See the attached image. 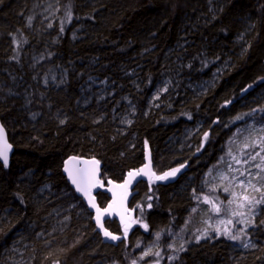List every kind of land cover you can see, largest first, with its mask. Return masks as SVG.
<instances>
[{"label": "trees", "instance_id": "trees-1", "mask_svg": "<svg viewBox=\"0 0 264 264\" xmlns=\"http://www.w3.org/2000/svg\"><path fill=\"white\" fill-rule=\"evenodd\" d=\"M45 1L0 0V85L28 86L40 113L32 119L23 97L0 96L15 148L10 167L0 161V264H12L13 254L18 264H264V204L252 229L257 247L248 252L234 250L223 235L197 242L202 224L194 210L210 168L230 150L241 155L249 132L264 128V0H60L54 30L41 37L57 42L55 56L39 68L42 74L44 65H63L64 86L35 83L27 65L42 33L31 14ZM165 76H174L177 88L151 107ZM92 77L126 87L117 100L129 95L138 108L126 128L113 119L114 101L83 103ZM21 78L28 84H17ZM212 81L203 91L188 86ZM189 129L193 145L186 148L177 138ZM148 148L157 175L181 172L141 181L130 204L133 228L125 232L108 220L121 239L105 242L64 163L98 159L107 186L139 170ZM97 195L103 207L111 200L105 190ZM72 202L69 222L56 227L54 210Z\"/></svg>", "mask_w": 264, "mask_h": 264}, {"label": "rangeland", "instance_id": "rangeland-1", "mask_svg": "<svg viewBox=\"0 0 264 264\" xmlns=\"http://www.w3.org/2000/svg\"><path fill=\"white\" fill-rule=\"evenodd\" d=\"M60 0H47L42 3L35 4L31 18L33 21L36 22V28L39 31H42L40 34V39L38 40L39 48L32 52L29 57L27 56V65L30 71L32 72V77L35 83H41L43 86L47 85H56V86H64L68 79V71L63 65H44L45 70H40V65L44 62H50L53 57L55 56V52H53V45L57 43L56 41H47L43 44L41 37L45 36V32L43 30H48V33L54 30L55 23L58 21L60 17ZM51 25V26H49ZM134 76H136L133 73ZM25 79V80H24ZM22 82V83H21ZM135 84L138 83L135 77ZM212 82H201L197 84H189L190 88L194 90L203 91L208 86L213 84ZM25 85L27 83L26 78H21L17 84ZM16 84V85H17ZM28 84V83H27ZM177 84L175 81L174 76H165L162 81L160 82L158 88L154 91L151 97L150 106L156 105V103L161 99V96L167 93L170 89H176ZM84 97L83 103L89 104L91 102H97L96 105L103 107L108 106V100L113 102L112 104V116L113 119L118 121L122 128L127 127L134 119L136 114L138 113L137 104L131 99L129 95L120 96L119 100H117L116 95L118 92L123 89L127 90L126 87H123L121 84L115 82L113 79H100V78H90L88 82L84 85ZM0 93L5 96H16V97H23L26 101V109L30 112V117L35 118L37 115V111L32 106V94L31 89L28 86H24V88L20 91L16 89H12L7 84L0 85ZM35 96V95H34ZM3 98V97H2ZM34 100V99H33ZM194 129L187 130L184 135L177 138V141L180 142L182 146H186V148L192 147L191 138L194 133ZM232 155L236 156L237 158L243 159L239 152L233 153ZM264 155V154H263ZM228 163H232V167L235 169L237 167H241V165H237L234 161H232L231 156H227L225 158L220 159V165L216 168H210L208 173L205 176L204 183L200 189L203 190L204 196L199 199L197 207L194 209L200 217V223L202 226L197 228L196 234L201 236L204 231H207L208 236H217L216 232L213 230L216 227H220L223 229L224 227H228L234 233L240 231L241 238L239 240L233 241L232 247L234 250H241L243 252H248L257 247V242L252 235V229L254 227L255 218L258 216L261 205H257L255 208L254 216L251 218V223L249 224H238L235 223L236 220L241 219L240 217H235L233 219L232 225H218L217 221L220 219H227L223 212L220 214H216L214 210L211 208V204L204 202V197H208L209 200L214 201L215 203L219 204L222 208L224 205L227 204V200L231 198L230 193H226L223 191L224 187H230V192L235 191L240 193L242 189L235 185H230V180H221L219 179L220 173H224L228 177H232L234 175H239L237 172H230L228 171ZM243 167H251L253 174L257 172V169L254 171L255 167L252 165V162L249 165H243ZM181 172L177 171L174 176H169L165 180H157V181H166L170 180ZM211 173V174H210ZM158 176V175H157ZM241 180L244 179L243 176L240 177ZM256 182V181H254ZM259 183V182H257ZM108 186V185H107ZM107 186L101 183V190H106ZM215 189V190H213ZM248 195L259 197L258 192H252L249 190ZM66 196V195H65ZM200 197V195H199ZM59 199V198H58ZM56 201V199H54ZM70 201V200H69ZM77 203H71L66 205H60L54 210L53 217L54 221L56 222L55 226L58 225H65L69 222L70 218L66 216V213L69 210L75 209ZM70 207V208H69ZM235 207V204L232 205ZM62 208V209H61ZM69 208V209H68ZM60 209V210H58ZM68 209L67 212H65ZM244 211H247L244 209ZM197 215V216H198ZM130 231V230H128ZM206 237V238H207ZM202 239V238H201ZM200 239V240H201ZM244 243H248L249 247L245 248L243 245ZM143 252V251H142ZM144 253V252H143ZM15 257V254L11 255V262L12 264H18V260ZM101 264H119L117 262H102Z\"/></svg>", "mask_w": 264, "mask_h": 264}, {"label": "snow or ice", "instance_id": "snow-or-ice-1", "mask_svg": "<svg viewBox=\"0 0 264 264\" xmlns=\"http://www.w3.org/2000/svg\"><path fill=\"white\" fill-rule=\"evenodd\" d=\"M68 17L70 18V13H68ZM253 111H258V110H253ZM259 111H264V109H260ZM242 118L243 117L238 116L236 119L239 120ZM253 131H250L249 135L244 138L243 147L245 150L241 152V157H244L243 159L237 158L236 156L232 155L231 150L228 153L229 156H231L232 161H234L237 165H241V167H237L234 169L232 167V163H228V171L237 172L239 173V175H234L232 177H228L224 173H220L219 175V179L230 180V185H235L237 187H240L242 191L240 193H237L235 191L230 192V187H224L223 191L226 193H230L231 198L227 200V204L224 205L223 208L214 201L209 200L208 197H204V202L211 204V208L214 210L216 214H220L221 212H223V214L226 217H228L227 219L218 220L217 221L218 225H232L233 224L232 218L235 217L241 218L236 220L235 223L249 224L251 223L252 216H254L256 206L260 204H264V155H262V153H264V128L260 129L259 131H256L255 135H253ZM205 138H207V134H205ZM0 140H3L2 127H0ZM10 147L11 145H8L7 142L4 141L3 148H0V159H2L4 167H7L8 165V149H10ZM248 149H251L252 151H247ZM256 149L259 150L256 151ZM250 162H252V165L255 167V169H257V172L255 174H253L251 167H243V165H249ZM91 163L98 164V161L93 160ZM65 171L69 172V169L65 168ZM143 171H144L143 169L139 170V172L141 173ZM177 171H179V169H174L173 171L166 172L163 175H158L156 176V179L165 180L169 176H174ZM82 172L83 170H81V172L78 175H73L70 172L69 179L72 181L74 185H76V191L82 193L84 196L87 197L89 196V189L92 186V182L91 179H85ZM128 175L129 177H132L134 173L129 172ZM153 175H155V173H153ZM241 176L244 177L243 180L240 179ZM249 190H251L252 192L260 193L259 197L248 195ZM94 199H95L94 197L89 199V205L91 207H96L95 204L92 203ZM233 204H235V207H232ZM244 209H246L247 211H244ZM96 210H97L96 226L99 227L101 231H103L104 236L113 241L121 239V237L112 234L110 231L104 228V225L101 220V216L103 215V213H101L99 208H97ZM213 230L216 232L217 236L223 235L227 239L233 241L239 240L241 238L240 231L234 233L228 227H224L223 229H221L220 227H216ZM126 231L127 229H125V232ZM207 236H208L207 231H204L201 234V236H198L196 238L197 242H199L201 238H206ZM243 246L247 248L249 247V244L244 243ZM181 247H183V245H181ZM152 254L153 253L151 252V250L144 252L141 259ZM155 255H158V253H155ZM55 264H59V261H56ZM132 264H137L136 260H133Z\"/></svg>", "mask_w": 264, "mask_h": 264}, {"label": "water", "instance_id": "water-1", "mask_svg": "<svg viewBox=\"0 0 264 264\" xmlns=\"http://www.w3.org/2000/svg\"><path fill=\"white\" fill-rule=\"evenodd\" d=\"M0 127L3 128V140H0V148H3L4 141L7 142L8 145H11L10 149H8V165L7 167L11 166L13 154L15 152V148L13 144L10 142L9 134L3 125L0 119ZM75 158V159H73ZM95 160L98 161V164H92L91 162ZM1 163L3 164L2 159H0ZM65 168L69 169V172L65 171ZM140 169L144 171L141 173L139 172ZM139 170H132L134 175L129 177L126 175V178L123 182H115L110 181L106 188V192L109 194L111 200L110 202L105 205L104 207L100 205L98 200V193L101 190V180H102V164L96 158L90 157H79V156H71L69 157L64 163V173L66 174L70 184L76 191V185L72 183L69 179V173L71 172L73 175H78L81 170H83L82 174L85 179H91L92 186L89 189V196H84L82 193L77 192V194L83 198L84 202L86 203L88 210L93 215V222L96 226V216H97V208L100 209L103 215L101 216L102 223L104 228L113 233L110 229L106 227V222L108 220H117L119 225L127 230H131L133 228V221L135 220V212L131 208V200L134 195L135 187L144 180L147 181H157L156 179V172L153 168V161H152V153L151 150L148 148L146 150V162ZM155 173V175H153ZM122 185V187H121ZM94 197L95 199L92 201L96 207H91L89 205V199ZM97 232H99L105 242L108 243H117L119 240L113 241L109 238H106L103 234V231L99 227L96 226ZM119 236V235H117ZM120 237V236H119Z\"/></svg>", "mask_w": 264, "mask_h": 264}, {"label": "bare ground", "instance_id": "bare-ground-1", "mask_svg": "<svg viewBox=\"0 0 264 264\" xmlns=\"http://www.w3.org/2000/svg\"><path fill=\"white\" fill-rule=\"evenodd\" d=\"M0 96H1V98H2V97H3V94L0 93ZM39 114H40V113H39ZM39 114L37 113L36 117H37ZM36 117H35V118H36ZM0 119H1V118H0ZM32 119H34V118H32ZM125 128H126V127H125ZM70 201H72V200L70 199Z\"/></svg>", "mask_w": 264, "mask_h": 264}]
</instances>
